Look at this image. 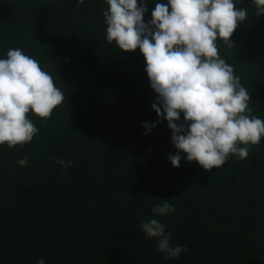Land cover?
I'll return each instance as SVG.
<instances>
[{"label":"trees","instance_id":"obj_1","mask_svg":"<svg viewBox=\"0 0 264 264\" xmlns=\"http://www.w3.org/2000/svg\"><path fill=\"white\" fill-rule=\"evenodd\" d=\"M145 2L147 23L162 0ZM107 7L0 0V58L22 49L64 95L50 118L28 114L38 129L30 143L0 145V264H264V138L220 168L203 169L183 153L172 166L167 157L177 149L151 106L146 61L139 48L107 42ZM235 7L247 17L232 48L217 41L218 54L249 92L250 115L264 120V15L252 0ZM158 119L144 135L142 124ZM57 159L73 163L64 169ZM162 199L174 213L153 214ZM153 218L188 251L175 259L158 252L141 229Z\"/></svg>","mask_w":264,"mask_h":264},{"label":"clouds","instance_id":"obj_2","mask_svg":"<svg viewBox=\"0 0 264 264\" xmlns=\"http://www.w3.org/2000/svg\"><path fill=\"white\" fill-rule=\"evenodd\" d=\"M104 2L107 42L125 52L139 48L146 61L145 71L156 93L151 106L158 118L167 121L177 149L167 157L172 166H180L181 153L187 162L196 161L206 170L220 168L230 155L246 159L249 146L264 138V120L250 115V94L218 54L217 42L234 46L229 38L247 17L246 9L235 7L239 0H162L155 3L147 23L145 0ZM252 3L255 15H264V0ZM63 101L62 91L38 61L20 48L9 49L6 58H0V145L30 143L38 129L28 114L50 118ZM159 122L142 124L148 130L144 135ZM16 163L24 167L28 158ZM57 163L66 169L73 162L57 159ZM162 201L152 207L155 216L175 212L174 204ZM141 229L156 239V249L166 259L188 251L186 246L172 245V233L156 218L142 222ZM36 264L46 261L40 258Z\"/></svg>","mask_w":264,"mask_h":264}]
</instances>
